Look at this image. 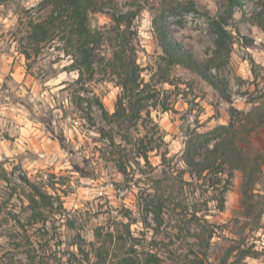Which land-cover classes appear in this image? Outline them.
Here are the masks:
<instances>
[{
  "label": "rangeland",
  "instance_id": "obj_1",
  "mask_svg": "<svg viewBox=\"0 0 264 264\" xmlns=\"http://www.w3.org/2000/svg\"><path fill=\"white\" fill-rule=\"evenodd\" d=\"M42 1L0 0V264H145L149 255L158 258L151 264H221L239 242L251 253L242 264H264V167L261 218L246 223L241 172L199 179L183 161L190 138L228 125L232 109L264 103V30L250 22L252 3L229 22L236 44L218 68L210 16L222 0L142 2L135 25L147 99L129 124L104 116L122 94L113 78L76 84L61 29L32 45L30 23L51 14ZM171 7L173 40L209 67L229 102L200 73L163 59L153 17ZM109 23L93 16L94 27Z\"/></svg>",
  "mask_w": 264,
  "mask_h": 264
},
{
  "label": "trees",
  "instance_id": "obj_2",
  "mask_svg": "<svg viewBox=\"0 0 264 264\" xmlns=\"http://www.w3.org/2000/svg\"><path fill=\"white\" fill-rule=\"evenodd\" d=\"M146 1L148 0H133L122 6L117 0H43L41 4L50 7L51 14L43 21L30 23L29 40L36 49L54 41L55 32H60L61 29V40L68 46V56L72 59L70 70L78 73L76 84L84 86L98 74L113 78L122 88L115 113L110 115L103 110L104 116L109 120L130 124L141 118L145 109L147 97L138 62L141 38L135 22L141 13L142 2ZM248 1L253 6L251 24L264 30V0ZM243 7L244 0H222L218 11L210 16L216 43V54L211 64L215 67L228 64L236 44L233 33L228 30L229 22L236 9L241 10ZM160 8L155 11L153 25L163 59L169 65L184 66L200 73L229 102L230 97L222 84L208 75L209 67L198 63L173 40L168 20L176 16L175 7H171L170 11ZM96 14L107 15L110 23L94 27L93 16ZM244 44L249 45L247 41ZM26 56L30 58L28 53ZM230 116L228 125L214 128L209 135H200L199 141L190 138L186 143L183 161L191 174L195 175L196 172L199 179L210 172H241L240 214L247 223L253 218L259 220L262 213L256 198L260 196L257 187L263 175L264 147H257L256 144H261V134L264 133V103L255 104L248 113L232 109ZM144 157H147L146 154ZM212 185L216 186L218 183L214 182ZM224 198L223 196L218 207L221 211L224 210ZM244 230L245 227L243 232ZM213 236L212 232L209 239L212 240ZM236 244L238 245H232L224 251L221 264H228L231 259H234V264H242L246 258L251 257L250 251L243 248L240 242ZM204 257L208 258V254L205 253ZM151 261H158L157 256L149 255L145 264H151ZM123 262L132 264L128 259Z\"/></svg>",
  "mask_w": 264,
  "mask_h": 264
}]
</instances>
